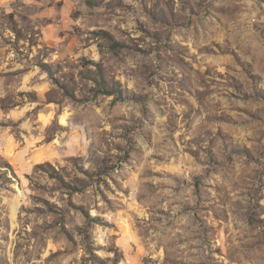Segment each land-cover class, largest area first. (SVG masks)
<instances>
[{
    "label": "rangeland",
    "instance_id": "rangeland-1",
    "mask_svg": "<svg viewBox=\"0 0 264 264\" xmlns=\"http://www.w3.org/2000/svg\"><path fill=\"white\" fill-rule=\"evenodd\" d=\"M0 264H264V0H0Z\"/></svg>",
    "mask_w": 264,
    "mask_h": 264
}]
</instances>
